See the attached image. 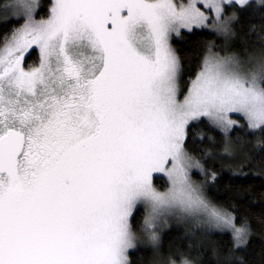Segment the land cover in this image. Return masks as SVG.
Returning <instances> with one entry per match:
<instances>
[{
    "label": "snow or ice",
    "instance_id": "snow-or-ice-1",
    "mask_svg": "<svg viewBox=\"0 0 264 264\" xmlns=\"http://www.w3.org/2000/svg\"><path fill=\"white\" fill-rule=\"evenodd\" d=\"M237 6L252 0H52L35 19L38 0H17L24 23L0 45V264H129L141 204L145 230L162 215H202L234 247L248 243L249 225L190 179L201 164L185 140L201 118L227 133L239 123L230 114L264 136V64L245 73L207 57L182 94L169 43L209 24L228 32ZM33 46L40 65L25 70Z\"/></svg>",
    "mask_w": 264,
    "mask_h": 264
},
{
    "label": "trees",
    "instance_id": "trees-1",
    "mask_svg": "<svg viewBox=\"0 0 264 264\" xmlns=\"http://www.w3.org/2000/svg\"><path fill=\"white\" fill-rule=\"evenodd\" d=\"M16 2L0 0V45L5 35L10 38L12 30L24 23L11 9ZM51 3L52 0H38L36 19L48 18ZM232 12L237 13L238 19L233 20L227 36L206 28L172 36L182 94H187L211 51L264 62V7L252 1V6L244 10L238 6L228 9V15ZM25 57V68L38 66L40 53L35 46ZM234 118L239 123L229 134L207 118L193 122L187 129L185 150L201 164V172L194 178L202 184L208 201L232 213L237 226L249 225L248 243L236 248L232 233L207 232L196 222L172 223L152 240L144 229L146 211L139 207L132 221L138 244L128 254L129 264H264V149L259 147L264 136L251 131L242 117ZM154 183L162 191L168 187L161 177H156Z\"/></svg>",
    "mask_w": 264,
    "mask_h": 264
},
{
    "label": "rangeland",
    "instance_id": "rangeland-1",
    "mask_svg": "<svg viewBox=\"0 0 264 264\" xmlns=\"http://www.w3.org/2000/svg\"><path fill=\"white\" fill-rule=\"evenodd\" d=\"M252 1H256V0H252ZM17 3V2H16ZM16 3H14L13 5H12V8L11 9H13L12 11H13V14H15V15H17V16H20L19 15V12H18V10L16 9V7H15V5H16ZM37 10V9H36ZM35 14H36V11L34 12V18L36 19V17H35ZM212 19H214V16L212 17ZM232 23H233V21H231V23H230V29H231V25H232ZM194 29H200V28H194ZM206 29H208V30H211V31H214V32H216L217 34H219V35H221V36H227L228 34H229V32H230V30L228 31V32H224V31H221L219 28H217L216 26H214L213 24H209V26L208 27H206ZM181 31H187V30H181ZM174 35H176V34H171V36H170V40H169V43H170V45H171V38H172V36H174ZM35 48H37L38 49V51H39V48L38 47H36L35 46ZM39 53H40V51H39ZM213 55H218V56H220V57H230V58H232L235 62H236V64H237V66H238V68L242 71V72H245V73H250L252 70H255V69H258V67L261 65V64H264V62L261 60V59H255V60H253V59H244V58H241V57H238L237 55H235V54H232V55H226V56H223V55H221V54H219V53H216L215 51H211L210 53H208V55L206 56V58L207 57H210V56H213ZM26 56V55H25ZM26 58V57H25ZM205 58V59H206ZM40 61H41V56H40ZM24 64H25V59H24V61H23V63H22V66L25 68V66H24ZM40 65V62H39V64H38V66ZM37 66V67H38ZM28 69H30V68H25V70H28ZM178 86H179V89H180V81H179V72H178ZM180 92H181V89H180ZM180 99H183V97H179ZM231 116H232V118L233 119H235L234 117L235 116H237V114H230ZM193 122H195V121H192V122H190L189 123V125H188V127L193 123ZM188 127H187V129H188ZM235 127V126H234ZM233 127V128H234ZM219 130H221L219 127H217ZM232 128V129H233ZM187 129H186V133H187ZM231 129V130H232ZM231 130H229L227 133H225L224 131H222L223 133H225V134H229L230 132H231ZM187 136V135H186ZM201 172V169H192V170H190V172H189V176H190V179L196 184V185H198L199 187H200V190H201V193H202V195H203V197L208 201V199H207V197H206V195H205V192H204V188H203V186H202V184L197 180V179H195L194 178V175L195 174H199ZM156 177H161V178H164L166 181H167V183H168V187H167V189L166 190H164V191H162V190H159L157 187H156V185H155V183H154V179L156 178ZM153 186L158 190V191H160V192H166V191H168V189L171 187V180L169 179V177L166 175V174H164V173H154L153 174ZM209 202V201H208ZM210 203V202H209ZM211 204V203H210ZM139 207H143L144 209H145V211H146V216H148V214H149V211H150V209H149V207L148 206H146V205H143V204H141V205H138V208ZM217 207V206H216ZM218 208V207H217ZM220 209V208H219ZM222 210V209H221ZM176 222H179L180 224H189V223H192V222H196L202 229H205V231H207V232H212V233H216V232H230V233H232V231L230 230V229H224V230H221V229H217V228H215V227H213L208 221H207V218L206 217H204V216H189V215H186V214H182V213H175V214H166V215H162V216H160V217H158L157 219H156V221L154 222L155 223V227H153V228H151V229H147V232H146V235L147 234H150V233H152V232H154L155 234H156V239L159 237V236H161V232H162V230L165 228V227H167L168 225H171L172 223H176ZM145 235V236H146ZM150 238H151V236H150ZM134 243H135V247H136V245L138 244V240L136 239L135 241H134ZM134 247V248H135ZM133 248V249H134ZM133 249H130L129 250V252L131 251V250H133ZM129 252H128V254H129ZM175 264H179V263H175Z\"/></svg>",
    "mask_w": 264,
    "mask_h": 264
}]
</instances>
